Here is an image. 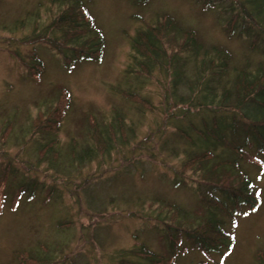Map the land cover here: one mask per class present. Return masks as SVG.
<instances>
[{
    "label": "rangeland",
    "instance_id": "rangeland-1",
    "mask_svg": "<svg viewBox=\"0 0 264 264\" xmlns=\"http://www.w3.org/2000/svg\"><path fill=\"white\" fill-rule=\"evenodd\" d=\"M82 2L103 35L104 51L99 61L80 58L66 65L48 42L60 36L48 28L64 7L60 0H0V264H140L145 262L136 253L141 246L175 264H259L264 257V152L239 127L228 131L236 150L218 147V157L204 166L184 167L195 155L188 142L191 131L203 132L202 122L211 126L212 119L190 109L193 97L182 96L187 84L171 89L176 46L169 42L180 37L173 31L162 36L167 58L158 66H144L132 48L136 34L166 14L195 32L204 49L197 61L208 48H218L228 54L226 80L244 67L253 72L264 64V47L251 48L247 38L229 33L235 0H211L206 7L200 0ZM32 53L42 64L39 77L24 66L31 64ZM189 56L185 68L194 81L198 63ZM62 89L69 98L61 96ZM199 91L194 88L192 96ZM64 106L63 116L52 115L60 117L59 123L48 126L47 113ZM189 111L193 114L183 115ZM234 114L238 120L239 113ZM94 124L102 138L91 136ZM51 139L56 145L44 154ZM88 149L98 152L90 161L74 159ZM219 159H236L224 168L235 180L225 182L236 185L244 174L259 199L241 214L216 211V220L232 235L229 251H203L178 233L167 239V227L170 234L174 227L192 229L210 215L201 201L207 185L199 184L202 169ZM205 194L213 204L215 197L224 199ZM162 203L183 209L188 218L179 219Z\"/></svg>",
    "mask_w": 264,
    "mask_h": 264
},
{
    "label": "trees",
    "instance_id": "trees-1",
    "mask_svg": "<svg viewBox=\"0 0 264 264\" xmlns=\"http://www.w3.org/2000/svg\"><path fill=\"white\" fill-rule=\"evenodd\" d=\"M60 1L64 7L60 14H58L48 26L49 32L57 31L60 33V36H55L49 40V44L51 46L53 45V47L63 55L66 65H70L80 58L94 62L99 61L104 51L105 41L100 29L95 25L94 20L87 13L86 6L82 0ZM210 1L211 0H200L205 7L211 5ZM232 4L235 6L228 7L231 11L229 33H238V35L247 38L250 41L251 48L256 45L264 47V0H235ZM236 6L238 12L235 9ZM170 31H173L175 35L180 37V42H169L171 48H173L172 46H176L175 49H172L174 52L171 54L170 66L173 70L171 89H177L181 86V83L187 84L186 86H188V88H186V95L183 94L182 96L193 97L189 98V101L192 102L190 109L194 108V110H196L193 112L194 114H205L209 119H212L211 126L210 122L207 120L202 122V126L205 129L203 132L197 134V132L191 131L193 133V136L190 137L192 142H188L192 145V149L195 151L192 153H195V155L187 159L184 167L196 166L200 168L204 166V164L216 157L218 147L236 150L237 146H235V144H230L228 131H238L239 127L240 131H243L246 137L254 139L258 151L264 152V64L254 68L253 72L249 71L250 69L247 67H244L238 71L231 80H226L225 75L227 73L228 54L222 49L208 48L203 55L204 59L197 61V56H199L200 52L204 49L199 39L196 37L195 32L191 29L183 28L175 19L164 14L157 25L147 26L144 31L138 32L133 38L132 48L136 51L138 56L143 58L142 63L144 66L147 64L150 66H158L167 58L164 44L162 43V36ZM207 52L209 53V58L206 56ZM183 54H185V56H183ZM188 56L189 60L191 58L196 59L198 63L194 70L197 76L194 81H190V77L185 68L188 62ZM31 59V64H25L24 66L31 76L39 77L42 73L41 61L36 56V53H32ZM196 87H200L199 94L195 92L192 96L191 93ZM61 96L67 99L69 98V93L62 89ZM213 105L214 107L212 109L214 111H211V109L209 110V106L211 107ZM65 109L66 107L64 106L59 112L56 110V107L50 110L45 118V121L49 124L48 126L59 123L56 122L55 119L58 120L63 116ZM250 110H254L255 113L250 114ZM54 112L59 113L60 117L53 119L52 115ZM236 112L240 115L238 120L234 114ZM186 113L189 114V116L193 114L189 111L184 112L183 115ZM227 115L230 122L226 121L223 125L220 121H224L223 119H225ZM206 116L204 117L207 118ZM38 125L39 123L34 126L33 130ZM189 126H191L189 130H195L193 125L190 124ZM40 128H43V126ZM96 129L100 130L94 124L92 126L91 136L94 137L100 133L101 137V132ZM36 132L38 131L32 133ZM184 135L183 138H188L186 131H184ZM55 141V139H51L50 142L44 146L46 148L43 151L44 154H50L52 152V147L56 145ZM96 152V150L95 152L89 149L87 151L83 150L82 153H78L74 159L79 163L85 160L90 161V159L96 155ZM228 161L229 162L225 163L222 159H219V163H217L216 166L212 165L211 168L202 169L203 171L201 173L203 175V180H201V184L199 185H207L208 190L207 192H202L201 201H205V203H202L206 204L210 215L192 229L174 227L173 233L170 234V227H167L165 230L167 239L174 236V233H178L190 239L197 248L203 251H229L232 243V235L224 231L222 226L223 223L220 220H216V211L221 210L226 215H232L234 213L241 214L244 212L242 210H251L256 207L259 199L257 194L253 191L251 183L244 174L239 175L238 180L235 182L236 185H233L231 180H229L228 183L225 182L227 181L225 178L228 177L235 180V174L227 175L226 173L228 171L226 169L224 170V168L228 165H235L236 159H230ZM52 165L53 167L55 166L54 162L50 163V166ZM177 181L178 183H182L179 179H177ZM205 193L215 196L220 194L224 199L215 197V204H213L214 199L210 200ZM162 204H164L162 207L169 210L173 211V209H175L172 205L167 203ZM175 210L176 214L180 217L179 219L183 217H186L185 219L188 218L187 214L183 213V209L182 211L178 208ZM142 247L143 246L137 250L138 252L136 251V253L142 255V259L145 260L144 263L140 264H175L171 259L147 251ZM121 261L119 264H128L127 261ZM259 264H264L263 255H261V259H259Z\"/></svg>",
    "mask_w": 264,
    "mask_h": 264
}]
</instances>
